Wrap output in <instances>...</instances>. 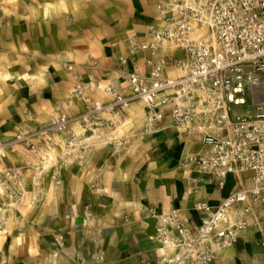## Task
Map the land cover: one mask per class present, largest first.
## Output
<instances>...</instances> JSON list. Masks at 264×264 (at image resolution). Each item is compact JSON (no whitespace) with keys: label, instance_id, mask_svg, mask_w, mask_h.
<instances>
[{"label":"crops","instance_id":"0c3cea01","mask_svg":"<svg viewBox=\"0 0 264 264\" xmlns=\"http://www.w3.org/2000/svg\"><path fill=\"white\" fill-rule=\"evenodd\" d=\"M170 2L0 0V264H160L175 255L157 239L161 216L175 211L195 227L251 187L250 171L229 174L220 188L189 160L204 148L173 125L170 106L159 103L168 92L153 108L140 100L105 108L84 127L86 107L128 95L127 76L138 68L145 78L147 60L164 62L163 77L184 71L180 48H139L150 28L168 27ZM84 82L114 91L77 95ZM61 116L65 129H50ZM8 192L17 204L5 211ZM241 219L211 264H264V213L256 204L248 215L241 204L226 213L228 224Z\"/></svg>","mask_w":264,"mask_h":264},{"label":"built area","instance_id":"2783aa9c","mask_svg":"<svg viewBox=\"0 0 264 264\" xmlns=\"http://www.w3.org/2000/svg\"><path fill=\"white\" fill-rule=\"evenodd\" d=\"M195 2L198 7L186 6L185 0H171L165 12L168 27L150 28V39L139 45L152 52L165 43L180 48L186 74L163 77L164 62L160 58L147 60L145 78L138 68L127 76L128 95L115 94L106 106L95 102L81 116L85 129H89L94 124L91 117L105 108L115 110L132 100L153 108L158 95L168 92L159 103L170 106L176 128L199 136L204 151L189 160H196L200 171L210 175L220 188L229 174L252 173L250 188L231 193L215 209L207 210L198 226H189L175 211L161 216L157 239L175 255L162 258L160 264H211L216 250L227 247L245 226L244 219L226 222L231 207L241 204L244 215H248L256 204L264 213V0ZM201 29L207 33L195 38ZM95 90L104 94L114 91L94 82L76 86L77 95ZM249 103L253 111L243 113ZM163 116L161 109L154 119ZM66 123L67 118L61 116L51 120L49 127L62 132ZM5 146L0 141V155ZM4 176L16 180L18 173L7 171ZM7 199L5 211L17 204L10 192ZM197 209L206 208L198 204Z\"/></svg>","mask_w":264,"mask_h":264},{"label":"rangeland","instance_id":"374dc122","mask_svg":"<svg viewBox=\"0 0 264 264\" xmlns=\"http://www.w3.org/2000/svg\"><path fill=\"white\" fill-rule=\"evenodd\" d=\"M185 1H186V6H189V7H198V6H196L197 4H196L195 0H185ZM206 33H207V32H206L205 29H201V30H198V31L194 34V37H195V38H198V37L203 36V35L206 34ZM169 45H170L171 47H173L171 44H169ZM184 74H186V70H185V69H184L183 72L180 71V75H179V76H182V75H184ZM262 79L264 80V76L262 77ZM245 111H249V112L253 111V108H252V106H251V103L248 104L247 108L243 111V113H245Z\"/></svg>","mask_w":264,"mask_h":264},{"label":"bare ground","instance_id":"6f19581e","mask_svg":"<svg viewBox=\"0 0 264 264\" xmlns=\"http://www.w3.org/2000/svg\"><path fill=\"white\" fill-rule=\"evenodd\" d=\"M264 86V85H263Z\"/></svg>","mask_w":264,"mask_h":264}]
</instances>
